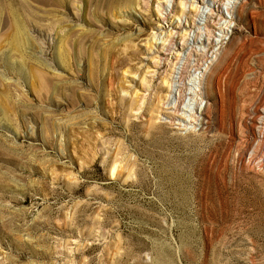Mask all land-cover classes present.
Instances as JSON below:
<instances>
[{
    "label": "rangeland",
    "instance_id": "1",
    "mask_svg": "<svg viewBox=\"0 0 264 264\" xmlns=\"http://www.w3.org/2000/svg\"><path fill=\"white\" fill-rule=\"evenodd\" d=\"M217 2L0 0V264H264V0Z\"/></svg>",
    "mask_w": 264,
    "mask_h": 264
},
{
    "label": "bare ground",
    "instance_id": "2",
    "mask_svg": "<svg viewBox=\"0 0 264 264\" xmlns=\"http://www.w3.org/2000/svg\"><path fill=\"white\" fill-rule=\"evenodd\" d=\"M217 1H218L217 2L218 6H216V7L218 8L224 3L225 0H217ZM212 23L213 22H211V24ZM204 27H206V25ZM206 30L209 31L207 28H206ZM162 46H164V44H162ZM171 46H172L171 44H168L165 47V49L168 52H170ZM209 50L205 54H202L201 56L198 57V56L195 55V51L193 49H191L188 52V54H187V56L185 58V61L182 63V65H178V66H176L174 68L175 76H173V77H175V80L169 81V82H171V84L169 86L167 85L168 82L166 83V85L168 87H170V89H168V90L173 92L174 102H172L173 103V107L172 108L174 109V111L178 110L180 105L184 104V101H185L184 95L187 94L186 93V90H187L186 87L187 86L185 87L184 85L187 83L186 82L187 78H189V75L186 74V70H187L188 64L190 62L191 56L196 57L195 63L193 64V69L192 70L193 71L199 70L198 73L200 75L198 77V84L194 88V91L192 93L193 95H191V97H189V100H190V103L195 102V106H197V107H199L200 102L196 101V100L199 98L201 93L203 94V92H201V89L206 84V81L208 80V78L211 75L217 74L218 71L221 70L220 68L217 67V65H216L217 63L216 62L218 61L217 58H219V57L221 58V53L223 51L222 46L219 45L217 47L216 51L214 52L215 54H214L213 57L211 56V53H213V52L211 51V49H209ZM203 63H206V66L202 67ZM173 67H171V68H173ZM187 71H190V70H187ZM173 84H175L177 86V88H175L174 90L171 89Z\"/></svg>",
    "mask_w": 264,
    "mask_h": 264
}]
</instances>
